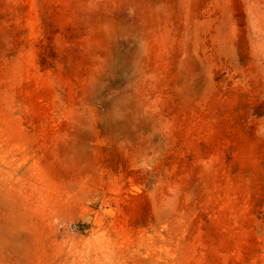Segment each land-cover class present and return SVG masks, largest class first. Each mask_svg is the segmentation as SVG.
Wrapping results in <instances>:
<instances>
[{
    "label": "rangeland",
    "instance_id": "rangeland-1",
    "mask_svg": "<svg viewBox=\"0 0 264 264\" xmlns=\"http://www.w3.org/2000/svg\"><path fill=\"white\" fill-rule=\"evenodd\" d=\"M0 264H264V0H0Z\"/></svg>",
    "mask_w": 264,
    "mask_h": 264
}]
</instances>
